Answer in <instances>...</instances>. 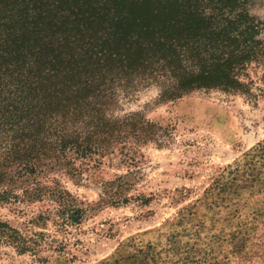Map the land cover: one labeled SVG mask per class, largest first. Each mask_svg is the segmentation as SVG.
<instances>
[{"label":"trees","instance_id":"1","mask_svg":"<svg viewBox=\"0 0 264 264\" xmlns=\"http://www.w3.org/2000/svg\"><path fill=\"white\" fill-rule=\"evenodd\" d=\"M255 0H0V207L31 194L54 160L174 138L121 98L156 86L160 103L197 91L264 96V24ZM137 171L107 181L102 203H127ZM144 203L149 201L143 196ZM56 213L77 224L84 208ZM48 219V218H46ZM38 253L0 220V244Z\"/></svg>","mask_w":264,"mask_h":264},{"label":"rangeland","instance_id":"2","mask_svg":"<svg viewBox=\"0 0 264 264\" xmlns=\"http://www.w3.org/2000/svg\"><path fill=\"white\" fill-rule=\"evenodd\" d=\"M251 11L264 24V0ZM158 95L156 86L136 89L116 113L172 126L171 143L77 159L82 177L53 160L31 194L18 190L22 201L0 207V220L38 253L3 243L0 264H264V96L254 104L220 90L165 103ZM137 170L127 203L100 204L107 181ZM65 202L85 209L79 223H66Z\"/></svg>","mask_w":264,"mask_h":264}]
</instances>
